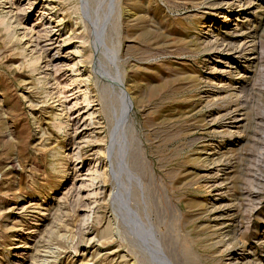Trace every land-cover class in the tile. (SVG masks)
<instances>
[{"label":"rangeland","instance_id":"rangeland-1","mask_svg":"<svg viewBox=\"0 0 264 264\" xmlns=\"http://www.w3.org/2000/svg\"><path fill=\"white\" fill-rule=\"evenodd\" d=\"M11 3L52 87L0 33V264H264V0Z\"/></svg>","mask_w":264,"mask_h":264},{"label":"bare ground","instance_id":"bare-ground-1","mask_svg":"<svg viewBox=\"0 0 264 264\" xmlns=\"http://www.w3.org/2000/svg\"><path fill=\"white\" fill-rule=\"evenodd\" d=\"M46 1V0H45ZM12 0H0V33H3L5 35L4 38H6V36H8L9 38L8 39H13L15 38L14 40H9L11 42H13V46L11 47V49H13L14 51L16 50L17 54H22L25 56V65H26V68H27V71L31 74H34V79L38 82L39 85H41L42 87L45 86L43 89H48V87H52V85H49L48 84L50 83L48 80H49V73H46L44 69H42V66H41V63H43V59H44V50H43V47H40V49L38 50L39 53L36 54V51L35 52V48H31V45L33 44H30L29 41H28V38H26L27 34H25V32H21L19 33L18 28H16V26H19L21 25V22H20V18L17 17V24H13L12 22V18H13V14L12 12L14 11L13 9V5H12ZM63 20V18H59L57 21V25L56 26H59L60 23ZM15 21V22H16ZM55 24V23H54ZM14 27L15 31L13 33V35H11L10 33V30ZM46 27V26H45ZM47 27H51L52 29L46 31V35L45 36H50L51 32L55 30V26H52L51 23H49V26ZM3 35V36H4ZM82 37V36H81ZM40 38V36H39ZM30 39V38H29ZM49 39L46 38V40ZM72 37H71V33L70 34H66L64 37H63V41L67 42V43H71ZM7 40V38H6ZM8 41V40H7ZM6 41V42H7ZM65 43V44H67ZM74 43V42H73ZM40 43L38 42L37 43V46L39 45ZM80 49L79 46H73L70 48V52L71 54H73L74 56V60L75 58L77 57V54L80 52ZM33 55H31L30 53H34ZM21 56V55H20ZM73 63H68V67H67V70H71L73 73H72V82H73V87L71 88V90H74V88H78V91L80 92L81 94V97H82V100H83V103H84V106L83 107H89V106H93V105H97V99L94 95H92V91L90 90V87H89V84L87 82V78H85L81 72H80V69L77 68V63L78 62H74V61H71ZM48 69V68H47ZM36 73L37 74H41L43 73V75L39 76V77H35L36 76ZM72 86V85H71ZM52 90V89H51ZM73 94V93H72ZM79 95V94H78ZM58 96L60 98V92H58ZM80 95L76 97V101H75V105H79V104H82L80 99H81ZM58 99L55 98V101H54V105H59L60 102H58ZM75 98V97H74ZM128 108L130 109L131 108V102L128 101ZM57 107V106H56ZM59 112V111H58ZM94 114V113H93ZM56 116V127L59 131H63L64 128H65V119L62 117V112H59V113H56L55 114ZM54 116V115H53ZM235 121H238V119H234V122ZM54 122V121H53ZM239 122V121H238ZM55 127V128H56ZM62 152V151H61ZM60 153V152H59ZM61 154V153H60ZM63 173V172H62ZM55 226V225H54ZM65 226V224H64ZM68 226V225H67ZM70 226V225H69ZM109 226V225H108ZM62 227V226H61ZM55 228V227H54ZM54 228H50V231L56 234H58L59 238L60 239H65L64 237H66L67 235V232L69 229H67V232L66 234L60 232V226H57L54 230ZM67 228V227H66ZM52 229V230H51ZM65 229V227H64ZM109 229V228H108ZM62 230V229H61ZM222 230V229H221ZM50 231H48L46 234H48ZM63 231V230H62ZM107 233V232H106ZM52 234V233H51ZM104 235H106L104 233ZM68 236H70V234H68ZM101 237H104V236H101ZM69 239V238H67ZM72 239V238H71ZM93 239V238H92ZM81 243V241H80ZM73 247V246H72ZM85 255V253L83 254V256ZM85 258V257H84ZM82 259V261L80 262V264H86L88 260H85V259Z\"/></svg>","mask_w":264,"mask_h":264}]
</instances>
